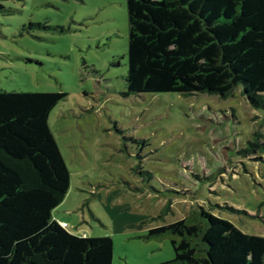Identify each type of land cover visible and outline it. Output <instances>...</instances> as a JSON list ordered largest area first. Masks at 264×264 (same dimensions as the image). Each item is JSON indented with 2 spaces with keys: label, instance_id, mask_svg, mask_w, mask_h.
Instances as JSON below:
<instances>
[{
  "label": "rangeland",
  "instance_id": "1",
  "mask_svg": "<svg viewBox=\"0 0 264 264\" xmlns=\"http://www.w3.org/2000/svg\"><path fill=\"white\" fill-rule=\"evenodd\" d=\"M0 1V89L66 93L49 117L70 171L55 218L112 238V264L174 259L150 230L199 206L264 236V109L240 86L127 95L125 0Z\"/></svg>",
  "mask_w": 264,
  "mask_h": 264
},
{
  "label": "trees",
  "instance_id": "2",
  "mask_svg": "<svg viewBox=\"0 0 264 264\" xmlns=\"http://www.w3.org/2000/svg\"><path fill=\"white\" fill-rule=\"evenodd\" d=\"M125 1L127 95L227 97L240 86L253 107L264 109V0ZM65 96L0 89V264L113 262L112 238L77 235L53 216L70 188L49 126ZM148 237L171 240L175 257L159 264H264V236L203 206Z\"/></svg>",
  "mask_w": 264,
  "mask_h": 264
},
{
  "label": "built area",
  "instance_id": "3",
  "mask_svg": "<svg viewBox=\"0 0 264 264\" xmlns=\"http://www.w3.org/2000/svg\"><path fill=\"white\" fill-rule=\"evenodd\" d=\"M61 225L64 226V227H68V223L64 222V221L61 222Z\"/></svg>",
  "mask_w": 264,
  "mask_h": 264
},
{
  "label": "crops",
  "instance_id": "4",
  "mask_svg": "<svg viewBox=\"0 0 264 264\" xmlns=\"http://www.w3.org/2000/svg\"><path fill=\"white\" fill-rule=\"evenodd\" d=\"M55 218V217H54ZM57 219V218H56ZM58 221H64V222H67L66 220L62 219V218H59L57 219Z\"/></svg>",
  "mask_w": 264,
  "mask_h": 264
}]
</instances>
